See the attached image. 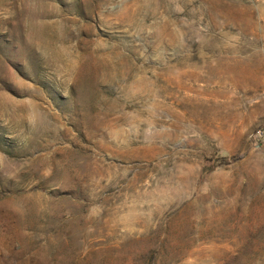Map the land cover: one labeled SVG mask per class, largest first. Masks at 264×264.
Returning <instances> with one entry per match:
<instances>
[{"label":"rangeland","instance_id":"obj_1","mask_svg":"<svg viewBox=\"0 0 264 264\" xmlns=\"http://www.w3.org/2000/svg\"><path fill=\"white\" fill-rule=\"evenodd\" d=\"M0 264H264V0H0Z\"/></svg>","mask_w":264,"mask_h":264},{"label":"built area","instance_id":"obj_2","mask_svg":"<svg viewBox=\"0 0 264 264\" xmlns=\"http://www.w3.org/2000/svg\"><path fill=\"white\" fill-rule=\"evenodd\" d=\"M260 133V132H259Z\"/></svg>","mask_w":264,"mask_h":264}]
</instances>
